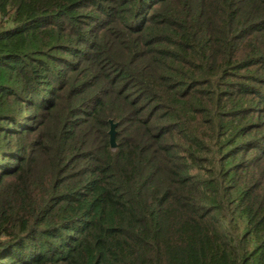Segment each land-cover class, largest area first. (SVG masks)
<instances>
[{
  "label": "trees",
  "instance_id": "1",
  "mask_svg": "<svg viewBox=\"0 0 264 264\" xmlns=\"http://www.w3.org/2000/svg\"><path fill=\"white\" fill-rule=\"evenodd\" d=\"M0 264H264V0H0Z\"/></svg>",
  "mask_w": 264,
  "mask_h": 264
},
{
  "label": "water",
  "instance_id": "2",
  "mask_svg": "<svg viewBox=\"0 0 264 264\" xmlns=\"http://www.w3.org/2000/svg\"><path fill=\"white\" fill-rule=\"evenodd\" d=\"M110 123H111V127H110L109 134H110L111 147L112 148H116L117 144H116V141H115V135H116L117 124L113 123L112 120L110 121Z\"/></svg>",
  "mask_w": 264,
  "mask_h": 264
}]
</instances>
